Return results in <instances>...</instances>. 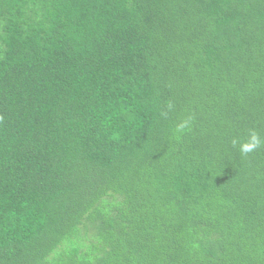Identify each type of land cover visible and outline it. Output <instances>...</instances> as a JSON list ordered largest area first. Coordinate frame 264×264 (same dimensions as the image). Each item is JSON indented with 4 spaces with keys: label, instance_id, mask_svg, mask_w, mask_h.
Returning a JSON list of instances; mask_svg holds the SVG:
<instances>
[{
    "label": "trees",
    "instance_id": "obj_1",
    "mask_svg": "<svg viewBox=\"0 0 264 264\" xmlns=\"http://www.w3.org/2000/svg\"><path fill=\"white\" fill-rule=\"evenodd\" d=\"M249 130L264 0H0V264H264Z\"/></svg>",
    "mask_w": 264,
    "mask_h": 264
},
{
    "label": "clouds",
    "instance_id": "obj_2",
    "mask_svg": "<svg viewBox=\"0 0 264 264\" xmlns=\"http://www.w3.org/2000/svg\"><path fill=\"white\" fill-rule=\"evenodd\" d=\"M188 123L189 121H185L184 123H182L180 125V129H184L185 127H187ZM232 143L233 146L238 145L241 154L247 155L264 146V137H262L260 133L254 130H249L245 139H234Z\"/></svg>",
    "mask_w": 264,
    "mask_h": 264
}]
</instances>
